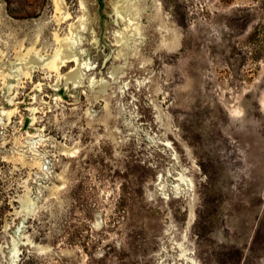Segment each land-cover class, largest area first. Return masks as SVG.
I'll return each mask as SVG.
<instances>
[{"label": "rangeland", "instance_id": "rangeland-1", "mask_svg": "<svg viewBox=\"0 0 264 264\" xmlns=\"http://www.w3.org/2000/svg\"><path fill=\"white\" fill-rule=\"evenodd\" d=\"M162 2L168 45L73 86L18 61L77 0H0V264H264V0Z\"/></svg>", "mask_w": 264, "mask_h": 264}, {"label": "water", "instance_id": "water-1", "mask_svg": "<svg viewBox=\"0 0 264 264\" xmlns=\"http://www.w3.org/2000/svg\"><path fill=\"white\" fill-rule=\"evenodd\" d=\"M77 2L78 18L71 29V35L62 39L67 42V47L60 45L53 53L35 55L36 64L50 59L56 60L58 55L66 54L75 77L80 81L99 82L147 61L170 41L172 28L162 0ZM58 4L61 8L63 0H59ZM30 122L31 117L26 116L24 127ZM40 139L41 137H34L26 141L35 144ZM14 150L22 153L20 150ZM39 161L42 163V169H48L50 159L43 153L39 154ZM22 224L20 221L14 227V235H18ZM11 250L13 255L14 245Z\"/></svg>", "mask_w": 264, "mask_h": 264}, {"label": "bare ground", "instance_id": "bare-ground-1", "mask_svg": "<svg viewBox=\"0 0 264 264\" xmlns=\"http://www.w3.org/2000/svg\"><path fill=\"white\" fill-rule=\"evenodd\" d=\"M56 1V3H55V6H56V8L57 9H59L60 8V4H58V1L59 0H55ZM67 15L66 14H62L61 12H60V15H59V17H58V19H63V18H65ZM71 28H73L72 27V25H71ZM173 34H174V32H173ZM175 35V34H174ZM177 36V35H176ZM55 37V36H54ZM172 37V36H171ZM175 37V36H174ZM173 37V38H174ZM176 39H177V37H175ZM58 42H59V45H62V47L64 48V47H67V42L66 41H64V40H62L63 38H58V37H56L55 38ZM170 40H171V38H170ZM178 40V39H177ZM172 41V40H171ZM175 42H176V40H175ZM178 43V42H177ZM168 45V44H167ZM175 46H177V45H174V47ZM170 48V47H169ZM168 49V48H167ZM171 49V48H170ZM28 53L29 52H26V53H21V54H19V59H21V60H19L18 62V65H19V70H21V69H23V65H25V66H27L28 68H27V70H22L20 73H22V74H24L25 75V77H31L32 76V72L34 71V70H37V69H44V70H46V73H48L49 71H51V69H54L55 70V72L56 71H58L62 66H64L68 61H69V58H67L66 56V54L64 55V54H62V55H58L57 56V59H59L58 61H57V59L55 60V59H50V60H47L46 62H44V63H37V64H35L32 60H30L29 59V56H28ZM61 57V58H60ZM21 67V68H20ZM38 71V70H37ZM35 72V71H34ZM63 80H64V82L65 83H68V82H71L72 83V85L73 86H76V85H78V84H80L81 83V81L77 78V77H75L74 75H73V73H72V69L71 70H69L66 74H64L63 76ZM61 77V78H62ZM104 88H105V86L104 85H100V87L97 89V92H101L102 90H104ZM33 120V119H32Z\"/></svg>", "mask_w": 264, "mask_h": 264}, {"label": "trees", "instance_id": "trees-1", "mask_svg": "<svg viewBox=\"0 0 264 264\" xmlns=\"http://www.w3.org/2000/svg\"><path fill=\"white\" fill-rule=\"evenodd\" d=\"M7 1V0H6Z\"/></svg>", "mask_w": 264, "mask_h": 264}]
</instances>
